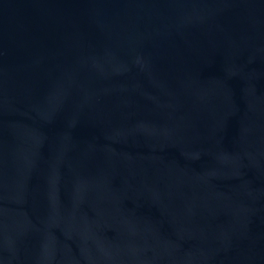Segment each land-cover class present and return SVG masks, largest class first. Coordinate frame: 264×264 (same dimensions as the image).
Returning a JSON list of instances; mask_svg holds the SVG:
<instances>
[{
	"label": "water",
	"instance_id": "95a60500",
	"mask_svg": "<svg viewBox=\"0 0 264 264\" xmlns=\"http://www.w3.org/2000/svg\"><path fill=\"white\" fill-rule=\"evenodd\" d=\"M0 264H264V0H0Z\"/></svg>",
	"mask_w": 264,
	"mask_h": 264
}]
</instances>
